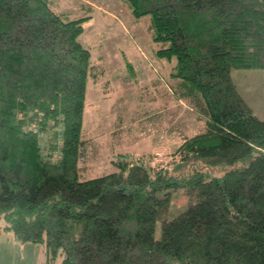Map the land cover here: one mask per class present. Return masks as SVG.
I'll return each mask as SVG.
<instances>
[{
  "label": "trees",
  "instance_id": "obj_1",
  "mask_svg": "<svg viewBox=\"0 0 264 264\" xmlns=\"http://www.w3.org/2000/svg\"><path fill=\"white\" fill-rule=\"evenodd\" d=\"M123 1L148 15L156 55L175 58L172 92L204 128L166 163L118 152L114 170L82 178L95 75L82 17L52 0H0L1 229L59 264H264V117L229 72L264 69V0ZM177 189L185 208L167 217Z\"/></svg>",
  "mask_w": 264,
  "mask_h": 264
},
{
  "label": "rangeland",
  "instance_id": "obj_2",
  "mask_svg": "<svg viewBox=\"0 0 264 264\" xmlns=\"http://www.w3.org/2000/svg\"><path fill=\"white\" fill-rule=\"evenodd\" d=\"M65 18H79L83 31L80 43L90 51L83 118L84 136L89 138L86 159L80 165L82 178L114 170L110 162L118 152L132 157L149 154L153 161L166 163L183 136L204 128V118L172 89L175 58L156 55L160 42L147 30L148 15L139 19L123 0H52ZM237 90L264 117V69L230 67ZM51 132L41 136L47 147ZM187 196L182 189L172 192L167 217L181 212ZM0 264H59L58 253L49 259L42 243L19 241L1 229ZM157 229L159 221H157Z\"/></svg>",
  "mask_w": 264,
  "mask_h": 264
}]
</instances>
